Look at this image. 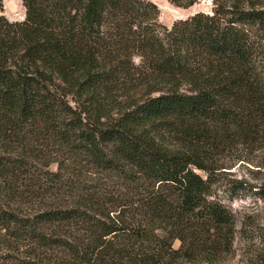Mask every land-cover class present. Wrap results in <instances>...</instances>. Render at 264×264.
Here are the masks:
<instances>
[{"label": "trees", "instance_id": "trees-1", "mask_svg": "<svg viewBox=\"0 0 264 264\" xmlns=\"http://www.w3.org/2000/svg\"><path fill=\"white\" fill-rule=\"evenodd\" d=\"M22 2L0 18V264L224 261L222 155L264 139L256 0L170 28L147 0Z\"/></svg>", "mask_w": 264, "mask_h": 264}, {"label": "rangeland", "instance_id": "rangeland-1", "mask_svg": "<svg viewBox=\"0 0 264 264\" xmlns=\"http://www.w3.org/2000/svg\"><path fill=\"white\" fill-rule=\"evenodd\" d=\"M147 1L159 9L158 22L170 28L175 21L198 12L210 14L213 1L225 0H199L189 8L175 7L167 0ZM256 11L264 13V0H256ZM2 17L11 23L22 22V0H0ZM256 67L264 78V27H256ZM242 148L224 152L222 158L229 169L215 184L217 198L231 210L237 230L231 253L218 264H264V199L256 194V187L264 184V139L256 143V151ZM173 246L178 248L179 242Z\"/></svg>", "mask_w": 264, "mask_h": 264}]
</instances>
